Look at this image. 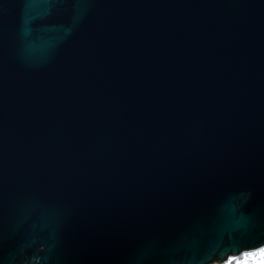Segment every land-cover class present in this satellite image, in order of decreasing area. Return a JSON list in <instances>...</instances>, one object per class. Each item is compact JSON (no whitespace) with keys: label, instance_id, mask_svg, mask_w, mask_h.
<instances>
[{"label":"water","instance_id":"obj_1","mask_svg":"<svg viewBox=\"0 0 264 264\" xmlns=\"http://www.w3.org/2000/svg\"><path fill=\"white\" fill-rule=\"evenodd\" d=\"M260 238L264 0H0V264Z\"/></svg>","mask_w":264,"mask_h":264},{"label":"snow or ice","instance_id":"obj_2","mask_svg":"<svg viewBox=\"0 0 264 264\" xmlns=\"http://www.w3.org/2000/svg\"><path fill=\"white\" fill-rule=\"evenodd\" d=\"M258 244H264V238L253 240L248 246L256 247ZM233 250L239 253L240 248L237 247ZM227 256L228 250L221 253V259H225ZM233 261H235V264H249L250 261H255L256 264H264V248H259L256 252H245L242 257L233 256L228 260V264H233Z\"/></svg>","mask_w":264,"mask_h":264},{"label":"trees","instance_id":"obj_3","mask_svg":"<svg viewBox=\"0 0 264 264\" xmlns=\"http://www.w3.org/2000/svg\"><path fill=\"white\" fill-rule=\"evenodd\" d=\"M260 248H264V246H262V247H260ZM258 249H259V248L255 249V250L244 251V252L240 253L238 256H239V257H242V256H243V253H245V252H256V251H258ZM232 257H233V256L228 257V258H227L224 262H222L221 264H228V260L231 259ZM233 264H235V261H233Z\"/></svg>","mask_w":264,"mask_h":264},{"label":"rangeland","instance_id":"obj_4","mask_svg":"<svg viewBox=\"0 0 264 264\" xmlns=\"http://www.w3.org/2000/svg\"><path fill=\"white\" fill-rule=\"evenodd\" d=\"M249 264H256V262L255 261H250Z\"/></svg>","mask_w":264,"mask_h":264}]
</instances>
